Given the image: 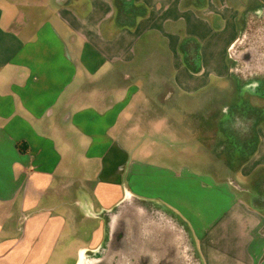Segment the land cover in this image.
I'll return each mask as SVG.
<instances>
[{"label": "crops", "instance_id": "1", "mask_svg": "<svg viewBox=\"0 0 264 264\" xmlns=\"http://www.w3.org/2000/svg\"><path fill=\"white\" fill-rule=\"evenodd\" d=\"M0 264H264V0H0Z\"/></svg>", "mask_w": 264, "mask_h": 264}, {"label": "rangeland", "instance_id": "2", "mask_svg": "<svg viewBox=\"0 0 264 264\" xmlns=\"http://www.w3.org/2000/svg\"><path fill=\"white\" fill-rule=\"evenodd\" d=\"M156 68H157L156 74L158 75H154L155 70L153 69H148L146 71V74L144 75V77L147 79V82L145 83L147 91L151 93V95L153 94L154 97L152 98V96L150 95L147 98H143L144 100L147 101V106L149 107L147 113H144L143 118L145 117L152 118L154 116H157L156 114H163L164 116L170 117V118L172 117L175 118L178 116L177 118H179V115L175 114V110H170L169 108L175 107V105L177 104L181 106H187L191 103L190 101L184 100L181 97H178L177 95H175L173 86L171 82L169 81L167 70H165L163 66L156 67ZM224 100L226 101L227 99H224ZM229 100H230V97L228 98V101ZM231 100H234V99H231ZM195 101H196L195 105H199L203 107L204 105L210 104L209 106H206L209 108L213 106H218L219 101H221V99L212 98L211 100H209L206 97L205 98L202 97L200 99H196ZM192 104H194V102ZM153 108H158V110L155 111ZM182 117L184 118L183 121H188L189 119L190 122L194 121L196 123V133L201 140L204 139V137L208 135L209 131H205L203 128V125H204V122L208 124L207 123L208 120L206 121L205 119L212 118L213 116L203 114L202 108H201L200 113L196 112L195 114H189L188 116L185 114ZM132 132H133V136H132L133 140L131 141V143H129L128 145L129 148L133 150L138 149L139 147L138 145L142 143L141 145L142 147L140 146V149L147 151L144 155L147 159L160 162L162 160V157L164 156L167 157L168 155L171 156L174 153L176 154L177 157H180L178 156L179 154H177V152L182 149V146H179L178 140L169 138L168 136L169 134L168 133L165 134V132L167 131L160 132L162 136H159V135L154 136L155 131L154 130L152 131L150 129L149 130L147 129V131L145 132H141L140 130L135 129ZM197 149L202 150L203 145H201V147H197ZM219 150H222L223 153H219ZM219 150L217 152L216 157L220 159L221 162L220 161L213 162L212 165H218V166L225 165L226 166L229 164V166L232 167L234 163H230L226 161L232 157V155L226 154V152H228V147H223V148L220 147ZM165 157L163 160L164 163L177 164L178 162L179 163L186 162V163L196 166L194 163H192L193 161L186 159V157L184 156L180 157V159L176 160L175 162L173 161L166 162L167 158ZM220 169H221V166H220ZM222 172L224 174H227L229 172V169L226 168Z\"/></svg>", "mask_w": 264, "mask_h": 264}, {"label": "trees", "instance_id": "3", "mask_svg": "<svg viewBox=\"0 0 264 264\" xmlns=\"http://www.w3.org/2000/svg\"><path fill=\"white\" fill-rule=\"evenodd\" d=\"M139 8L137 7H130V9H128L127 13H132V17H134L136 14H139ZM131 18H126L125 21H123L122 24H130L133 22V19ZM194 68V67H193Z\"/></svg>", "mask_w": 264, "mask_h": 264}]
</instances>
